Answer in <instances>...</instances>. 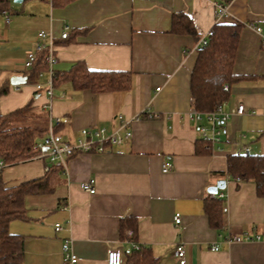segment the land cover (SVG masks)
Instances as JSON below:
<instances>
[{"label":"crops","instance_id":"1","mask_svg":"<svg viewBox=\"0 0 264 264\" xmlns=\"http://www.w3.org/2000/svg\"><path fill=\"white\" fill-rule=\"evenodd\" d=\"M215 3L227 11L218 22L243 24L232 66L238 78L222 102L231 115L221 141L196 153L200 136L187 114L193 110L190 73L198 39L217 22ZM177 12L190 16L195 36L171 31ZM8 13L6 22L0 11V88H6L0 94V114L30 104L65 140L77 138L82 128L131 131L127 142L109 152L69 157L65 169H52L43 150L1 169L6 186L44 174L54 179L51 192L27 194L25 216L9 222V231L24 238L23 264H63L66 238L75 264H106L110 248L124 254L134 243L149 249L158 264H178L172 253L179 243L185 264H264V197L256 195L252 181L220 174L227 155L243 147L264 154V0H71L62 5L11 0ZM65 27L68 37L61 38ZM40 30L52 35L54 71L63 73L78 61L89 69L127 71L130 88L97 93L63 82L53 87L50 107L44 110L47 96L35 85L45 83V70L33 83H10L12 75L27 76L23 59ZM239 103L246 108L242 114L234 112ZM144 110L159 117L147 118ZM118 115L128 121L126 126ZM164 162L171 164L166 172L161 170ZM88 179H93V194L80 187ZM220 179L225 187L215 193L222 199L216 228L204 211V199L212 194L207 188ZM123 219L128 226L121 236ZM236 234L259 238L226 243V237Z\"/></svg>","mask_w":264,"mask_h":264},{"label":"trees","instance_id":"2","mask_svg":"<svg viewBox=\"0 0 264 264\" xmlns=\"http://www.w3.org/2000/svg\"><path fill=\"white\" fill-rule=\"evenodd\" d=\"M70 1L52 0L55 5ZM10 5L11 0H0V11L9 12ZM242 26L240 22L217 21L211 28L212 35L208 37L206 45L197 48L189 81L193 110H212L226 100L229 85L238 78L233 73L232 66ZM171 31L194 36L196 34L190 16L183 12L172 14ZM43 57V51L37 53L27 74V82H35L39 74L46 70ZM63 82H70L77 90L90 89L97 93L121 91L130 88L131 73L89 69L82 61H78L63 73L54 71L53 87ZM224 85L228 88L224 89ZM5 92L6 88H0V94ZM33 112V107L27 104L7 114H0V157L6 164L28 160L42 151L41 148L35 147V144L37 139L46 134L47 120L44 115L38 113L35 121ZM211 145L210 142L198 139L195 144L196 153L208 152ZM51 166L52 169L62 167L60 163H51ZM220 174L252 181L256 195L264 197V154H228L226 169ZM53 189L54 179L47 174L14 186H6L0 170V264H23L24 238L20 234L11 233L8 225L11 220L25 216L24 197L27 194L48 193ZM221 200L215 194H208L204 199V211L216 228L221 224ZM126 226V221L121 220V236ZM121 264H158V259L149 249L138 245L137 248H130L122 254Z\"/></svg>","mask_w":264,"mask_h":264},{"label":"built area","instance_id":"3","mask_svg":"<svg viewBox=\"0 0 264 264\" xmlns=\"http://www.w3.org/2000/svg\"><path fill=\"white\" fill-rule=\"evenodd\" d=\"M216 6V21L221 20L227 16L226 7L222 3H215ZM6 22L9 21V13L5 10L2 11ZM256 31L260 32V27H255ZM212 35V29L210 28L204 35H202L195 45V49L204 46L207 43V39ZM38 41L35 43L33 49L26 51L25 57L23 59V67L25 70H29L34 63L37 53L44 52L43 62L46 65L45 72L48 77L45 83H36L35 87L37 90L43 91L47 96V102L42 105V108L48 109L50 107L53 98V84L52 78L54 74V64L56 62L55 55V45L52 35L45 31L40 30L37 33ZM61 38L68 37V28L65 27L64 31L60 34ZM228 86L224 85V89ZM246 108L242 103L236 105L234 112L237 114H242L245 112ZM143 113V112H142ZM146 114V115H145ZM188 116L194 121L196 130L201 139L210 142L218 143L221 141L222 134L225 132V124L229 119L231 112L223 109L222 104L217 105L214 109L208 111H196L192 110L187 113ZM144 115L147 118H157L159 114L156 112H149L144 110ZM141 116V115H140ZM121 120V126H126L128 121H124L121 115H118ZM131 136V131L126 129L123 134L118 133L116 129L112 131H107L104 127L99 128H82L80 129L79 136L74 140H65L60 134L54 131L51 124L47 126V132L42 137L41 141L35 144V147L41 148L43 150V155L49 159L50 162L60 163L63 169H65L66 161L69 157L84 153V152H99L105 153L111 150V147L115 144L127 142ZM237 153L250 154L248 147H243ZM6 165L3 159L0 157V170ZM171 168L169 162H164L162 164V172H166ZM80 187L93 194L95 192V186L93 179H88L80 183ZM222 196V194H220ZM174 222L177 224L180 222V214L176 212L174 214ZM54 229L56 231L61 229V225L55 224ZM127 237L132 235L131 230H126ZM259 235H230L226 237V243L231 242H243L251 241L253 239H258ZM134 248L138 247V244H132ZM217 246H213L212 250H216ZM62 262L63 264H75L77 257L73 253L70 247V239L66 238L62 244ZM173 258L178 264H185V252L182 244H177L173 250ZM122 253L116 248H110L107 251L106 264H121Z\"/></svg>","mask_w":264,"mask_h":264},{"label":"water","instance_id":"4","mask_svg":"<svg viewBox=\"0 0 264 264\" xmlns=\"http://www.w3.org/2000/svg\"><path fill=\"white\" fill-rule=\"evenodd\" d=\"M23 0H13V2L15 3H20ZM27 81V76L26 75H12L10 77V83L13 85H20V84H24ZM225 187V180L224 179H220L218 180L214 185H211L207 188V191L209 193L215 194L217 193L218 189H223Z\"/></svg>","mask_w":264,"mask_h":264},{"label":"rangeland","instance_id":"5","mask_svg":"<svg viewBox=\"0 0 264 264\" xmlns=\"http://www.w3.org/2000/svg\"><path fill=\"white\" fill-rule=\"evenodd\" d=\"M32 114H33V116H34L35 121H37L36 118H37L38 114H37L36 112H33ZM46 129H47V123H46Z\"/></svg>","mask_w":264,"mask_h":264}]
</instances>
